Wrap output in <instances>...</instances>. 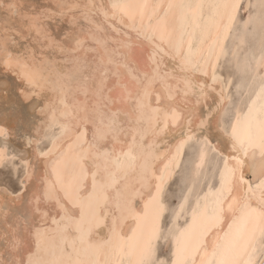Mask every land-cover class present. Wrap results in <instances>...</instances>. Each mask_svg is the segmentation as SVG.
Masks as SVG:
<instances>
[{
	"label": "bare ground",
	"instance_id": "obj_1",
	"mask_svg": "<svg viewBox=\"0 0 264 264\" xmlns=\"http://www.w3.org/2000/svg\"><path fill=\"white\" fill-rule=\"evenodd\" d=\"M42 1L37 10L30 4L22 9V0L3 2L5 8L1 1L8 15L26 23L24 32L0 25V65L22 81L26 100L43 97L36 137L30 136L39 144L58 129L48 135L47 151L35 153L44 158L29 188L33 219L22 221L29 224L26 234L18 222L9 226L7 249L0 247L2 255L8 250L9 262L0 254V264H147L164 227L162 186L186 142L225 110V87L215 68L241 0ZM56 18L68 24L67 44L45 21ZM12 30L31 40L17 52L9 47ZM261 79L231 118L226 141L219 134L214 140L220 139L217 150L222 142L223 155L215 185L189 202L182 224L176 222L181 209L173 210L174 221L170 215L165 264L263 263L264 74ZM5 133L1 121L0 135ZM198 149L194 177L215 151L204 143ZM6 151L0 147V165ZM27 165L24 181L32 179ZM17 226L25 237L16 234Z\"/></svg>",
	"mask_w": 264,
	"mask_h": 264
},
{
	"label": "rangeland",
	"instance_id": "obj_2",
	"mask_svg": "<svg viewBox=\"0 0 264 264\" xmlns=\"http://www.w3.org/2000/svg\"><path fill=\"white\" fill-rule=\"evenodd\" d=\"M1 1H2V3L3 2L7 3L10 0H0V4H1L0 5V25L5 26L6 28L12 26V28H14L15 30L16 29H18V30L22 29L24 32L23 23H26V20H24V21L21 20V18L19 16H17L16 13L8 15L7 12L4 10V8H5L4 3H3L4 8H2L3 6H2ZM22 1L24 4L23 6H21L22 9H25V7L27 8L28 5L30 4V5H34L35 9L37 10V9H39L40 6L45 4L42 0H22ZM263 9H264V0H241L240 4L238 5V8H237V11L235 14V18H237V19L234 18L233 24L229 30L230 32L227 36V39L225 40V46L226 47L224 46V52H223L222 56L218 59V62H217L216 68H215V74H216L217 78L223 82L224 87H225L226 100L224 103H228V104H226L227 106L225 105L226 106V108H225V107H223V105H224V103H223V105L221 106L222 107L221 109H222V111L224 109L225 110L223 111V113L220 111V113L218 114L219 117H217V120L214 119V121H213L212 119H209L212 121H209V123L207 122L208 125H205L204 126L205 128L202 127L203 129L201 128L200 131L198 130L194 133L195 134V135H193L194 137L199 136L198 137L199 139L197 138L198 142L196 141L197 139H195L193 137V138H190L191 142H190V140H188L186 142V145L184 144L185 146L182 148L183 151L181 150L182 154H180V156H179L180 159H178V161H177L178 163H176V166L174 167L172 176H170V178L167 180L168 182H166L164 184L165 186H162L163 189H162V193H161V202L162 201H165V202H162V205L164 207V212H163L162 217H161V224H162L161 228H162V226H164V227L161 230L162 231L164 230L165 233L163 234V236H164L163 237V236H161L162 231H160L159 237L157 239V242L155 245V248H156L155 249L156 250L155 259L156 260L154 259L153 261H151L147 264H155L156 262H157L156 264L168 263L169 258H170V256H168V255H170L169 249L171 248L170 239H172L169 231H171L173 221H174V217L176 214V212H174V211L181 209L180 215L177 218L176 222L178 224H182L184 219L185 220L187 219V215L185 214L186 210H188V208L190 207V204H192V200H194L196 194L202 192L203 189H206L208 186L209 187L214 186L216 181H217V166H218V163L223 158L222 152H220L221 149H219V145L223 142V138L225 141L227 139V137L225 139V137L223 135L226 134L225 136H227L228 126H229L231 118L235 114L236 110L241 109L246 105V103L248 102V100H249L251 94L253 93L254 89L262 81L261 78H263V74H264V66L262 63L264 60V10ZM262 12H263V14H262ZM56 20H51V21L45 20V21L48 23V28L50 29V33L53 34V36H55L57 38V40L59 39L60 41H62L63 44H67L69 42V36L66 37L65 34L69 28L68 24L66 23L65 19L56 18ZM18 21H19V23H18ZM82 23H83V20H82ZM13 32H14V35L12 37L13 42H11L9 44V47L11 48V46H13V48H11V49L14 51L16 50V52H17L19 49H22L24 45H26V42L31 41V40L29 37H24L23 39H20L18 37V35H15V31L12 30V34H13ZM260 36H261V38H259ZM237 43L239 44L238 45L239 47L237 46ZM234 44L236 45L238 50L234 46ZM31 45H33L35 47L36 44H31ZM243 49H244V52H243ZM231 50H232V53H231ZM253 52L257 56L254 55ZM230 54H231V56H230ZM228 55L230 57H228ZM233 58H234V60H233ZM259 58H260V60H259ZM225 62H226V64L227 63L228 64L224 65ZM223 65H224V67H223ZM231 66L233 69L231 68ZM228 68H231V69H228ZM227 70H229L228 71L229 74L227 73ZM225 71L227 74L225 73ZM223 73H224V75L227 76V78H229L227 83L225 82L227 80L226 76L221 75ZM230 73H231V75H230ZM229 75L231 78L229 77ZM22 84H23L22 81H19V79L16 77L15 74H13L7 70H4L3 66L0 65V122L4 121V123L6 124V129H7V133H5L4 135L3 134L0 135V147H2V148L4 147L5 151L7 150L6 152L8 153V156L10 155L9 157L7 156L6 157L7 159L4 160L5 162L3 161L4 163H2L0 165V203H1L0 209H2V211H5V212H2L0 210V230H1L0 231V242L2 240V242H1L2 244L0 243V245H1L0 247H4V248H5V246L7 247V245H8L6 239L8 238L7 232H8V229L11 228V226H12L11 224L16 226L17 225L16 222H18V224L20 223L18 226L23 227L20 229L21 230L24 229V230H22V232L24 234H26L25 229L29 228V227H27V226H29V224L27 225V224L22 223V221L24 222V220L30 222L33 219V217L31 219V214H30V211L28 208V206H29L28 199H29L30 192H31V190L29 188L32 189V187L36 185L35 179L37 178V175L39 174V169H40L39 167L41 166V162L44 158L42 155L36 154L37 155L36 156L35 153L37 151V153L42 154V153H45L44 151H47L46 149H48L47 147L49 146L48 142H50L51 131H52V133L54 131L57 132V129H58V127H55V128L53 127V129H50V131H47L48 132V133H46L47 135L45 137L39 139L38 143L39 142L40 143L36 144L37 142L34 141L35 138L33 136L31 137L30 135L35 131V128L38 125L37 122L39 123L41 121L40 120L41 116H40L39 110L41 108L40 106H42L41 103L43 101V97L31 95V97L26 100L21 95V92H20V90H22ZM226 84H227V86H226ZM227 99H229V101H227ZM202 110L204 111L205 108L204 107L201 108V111ZM38 114H39V116H38ZM211 122H213V123L216 122L215 123L216 125L211 123ZM223 123H224V125H223ZM220 125H222V126H220ZM219 126H220V128H219ZM204 129L205 130L207 129L206 131L209 133H207ZM225 130H226V132H225ZM218 134H219V138H221L222 142L217 144L218 145V150H217L216 142H219L220 139H217L218 141H214V140L216 139V137H218L217 136ZM32 135H34V134H32ZM48 135H50V136H48ZM203 135L206 136V137H204V140L202 137ZM34 136L36 137V135H34ZM47 136H48V138H47ZM28 137L31 138L29 143H28V139H29ZM210 137H211V139H210ZM32 139H34V140H32ZM192 139H195V140L192 141ZM200 139H202V140H200ZM209 140H211V142L213 144ZM199 141L202 143H200ZM32 142H34L36 145H34V143L32 144ZM42 143H44V144H42ZM203 143L208 145L209 153H211L213 150H215V151L217 150V151L216 152L213 151L211 154H209L207 161H206L207 163H205L204 166L200 169L198 176L194 177L193 171L190 172V170H191V168L193 169L192 166L194 165L193 163H195L194 159H197L196 158L197 153L195 154V152L200 151V149H198V148L201 147L203 145ZM1 145H3V146H1ZM41 147H43V148H41ZM39 149H40V151L43 150V152H40ZM33 150H34V152H33ZM218 153L219 154L221 153V154L219 155ZM13 155H14V157H13ZM209 158H210V161H209ZM24 160H25V165L23 163ZM26 160L28 162H26ZM214 160H215V162H214ZM27 164H29L32 167V170H33L32 171V179L30 177L29 178L30 180L28 179L29 181H24V180H26V175H25L26 170L25 169L28 166ZM201 171H203L202 174L204 173L206 178L204 177V175L201 174ZM210 172H211V174H210ZM200 174H201V176H199ZM202 176H203V178H202ZM188 178L190 179V181H194V183L196 185H193L194 183L190 182ZM248 179H250V177ZM197 182L200 184V187H199V184ZM186 183H188V185L190 184L191 188L189 186H187L188 187L187 188ZM207 183H208V185H207ZM204 186H206V187H204ZM21 187H22V189H20ZM193 188H197V189L200 188V189H198L196 191L194 190V192H193ZM185 192H187V194ZM183 196H185V198ZM190 197H191V199H190ZM180 198L182 200L184 198V200L182 201ZM12 199H13V202H12ZM179 200H181L183 203ZM189 202H190V204H189ZM164 204H166V205H164ZM180 204H182V207ZM183 204H184V206H183ZM22 206L25 207L26 209L24 208L25 210H22L23 209ZM8 208L10 209V211H8L9 210ZM173 212H174V214L171 215ZM34 213H36L35 215H39L38 212H34ZM26 215L27 216L29 215L30 217L29 216L27 217ZM170 215L173 217V219ZM10 216L12 218L14 217V221L13 220L12 221L15 224L12 223V221L10 220L11 219ZM167 216H168V218H165ZM185 216H186V218H185ZM3 218H6V219H3ZM170 219H172L173 221L172 220L169 221ZM9 220L11 221V223ZM36 221L37 220H34L33 224H35ZM162 222H164V224ZM165 223L167 224V226L165 225ZM9 226H10V228H9ZM18 226L16 227L17 229H15V232L17 235L23 236V235H20L22 232ZM165 228L167 230H165ZM3 232L7 233V234L3 235ZM5 235H6V237H5ZM23 237H25V235ZM161 239L162 240L164 239V240L161 241ZM168 243H169V246L167 245ZM4 244H6V245H4ZM157 244H158V246H157ZM21 247H19V250L21 249ZM4 248H1V249H3V251L5 249H7V248H5V249ZM20 252H21V250H20ZM3 253L5 255L4 254L2 255L0 253L1 258L3 260H4V258L8 259L9 258L8 250L4 251ZM159 253L162 255H160ZM159 256H160V258H159ZM157 257L160 259L161 263H158L159 259H157ZM162 257L163 258L165 257V260H163ZM166 257H168V258H166ZM7 259H5L4 261H6ZM0 261L3 262L2 260H0ZM7 261L9 262V259Z\"/></svg>",
	"mask_w": 264,
	"mask_h": 264
},
{
	"label": "water",
	"instance_id": "obj_3",
	"mask_svg": "<svg viewBox=\"0 0 264 264\" xmlns=\"http://www.w3.org/2000/svg\"><path fill=\"white\" fill-rule=\"evenodd\" d=\"M262 264H264V261H263V263Z\"/></svg>",
	"mask_w": 264,
	"mask_h": 264
}]
</instances>
